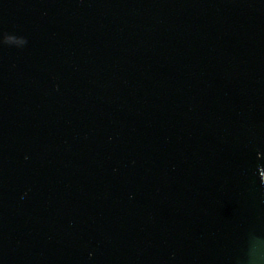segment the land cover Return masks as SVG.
Returning a JSON list of instances; mask_svg holds the SVG:
<instances>
[{"label":"water","instance_id":"1","mask_svg":"<svg viewBox=\"0 0 264 264\" xmlns=\"http://www.w3.org/2000/svg\"><path fill=\"white\" fill-rule=\"evenodd\" d=\"M0 264H264V0H0Z\"/></svg>","mask_w":264,"mask_h":264}]
</instances>
